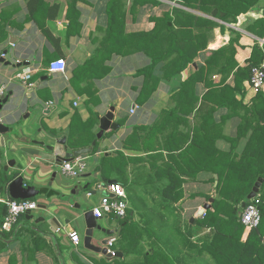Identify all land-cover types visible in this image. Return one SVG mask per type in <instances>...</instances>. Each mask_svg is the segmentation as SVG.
<instances>
[{"label":"crops","instance_id":"crops-1","mask_svg":"<svg viewBox=\"0 0 264 264\" xmlns=\"http://www.w3.org/2000/svg\"><path fill=\"white\" fill-rule=\"evenodd\" d=\"M159 1L142 6L133 0H0V86L6 87L5 95L9 92L15 95L14 103L7 104L10 111L2 117L10 129L0 133V221L5 216V201L13 198L9 191L11 181L6 180L15 173L24 177L25 185L41 191L32 200L55 210L62 221L56 233L44 222L37 224L35 221L47 213L38 208L32 213V220L26 214L19 218L15 234L7 236L0 230V240L7 241V246L0 249V264H99L109 259L86 249L83 236L85 213L99 204L113 182L126 189L129 201L133 195L139 202L138 207L129 202L128 213L131 210L132 220L140 228L147 210L159 208L162 202H172L165 203L167 209L162 210L169 218L165 226L168 244L155 239L154 243L169 245L175 251L179 249L180 220H188L190 224L191 218H198L197 213L208 202L207 196L216 195L218 174L211 171L209 151L237 156L245 151L253 130L241 128L244 119L259 118H250L251 115L246 118L240 104L231 112L223 90L226 85L236 87L235 71L251 63L257 45L264 52V35L254 25L264 18V0L241 14L236 23H226L176 1ZM175 6L212 18L220 25L211 32L207 46L198 51L181 73L164 77L166 61L162 59L172 54H159L162 61L148 86L146 72L152 58L143 49L144 40L139 38L136 43L128 37L152 30L155 26L152 18ZM198 29L205 27L192 28L194 33ZM232 37L239 39L235 43L238 66L227 77L216 71L220 67L217 66L212 75L201 76L193 88H186L180 95L185 81L206 67L213 52L229 44ZM59 58L66 60V70L51 73L50 63ZM30 71L33 85L40 81L32 98L28 97L30 87L19 76ZM244 84L245 95L238 92L236 99L251 106L254 90L248 87L247 80ZM212 91L215 93L206 102L205 94ZM229 100L233 102L232 98ZM205 102L209 108L214 106L212 114L198 113ZM40 104L52 108L50 113L36 109ZM112 107H115L114 122L120 128L109 129L98 139L100 119ZM62 138L67 139L70 151L90 147L96 141L92 151L84 154L88 167L76 178L62 174L60 160L47 148ZM183 151L188 155L180 159L178 154ZM202 153L201 160L198 156ZM12 161L14 166L5 170ZM103 169L108 180L102 175ZM179 180L184 196L177 201V194L162 191ZM85 186L86 190L71 194ZM123 221L110 216L98 222L108 230H115L118 251ZM70 231L80 234L79 244L71 241ZM104 237L95 231V242ZM147 239L151 237H144V245ZM3 246L0 244V248ZM131 257L129 260L134 259Z\"/></svg>","mask_w":264,"mask_h":264},{"label":"trees","instance_id":"trees-1","mask_svg":"<svg viewBox=\"0 0 264 264\" xmlns=\"http://www.w3.org/2000/svg\"><path fill=\"white\" fill-rule=\"evenodd\" d=\"M35 1V0H34ZM37 1V0H36ZM123 1V0H111ZM184 5L186 7L199 9L211 15L214 18L220 19L226 23H236L241 14L247 13L254 9L260 0H171ZM159 0H133L134 4L152 3L157 4ZM155 26L148 32H141L135 35H130L129 40L138 42L139 38L145 41L143 46L144 51L152 58V63L149 65L146 72L149 82L153 80V72L162 60H165L163 68V76L169 78L170 76L181 73L189 63L193 62L198 51L205 48L211 32L214 28L220 25L219 22L212 18L196 15L184 8L173 7L172 10L162 12L155 15L153 18ZM258 27L260 34L264 35V18L258 20L254 24ZM113 26V25H112ZM205 29H198L196 33L192 30L194 27H202ZM252 30L255 29L252 27ZM238 36L240 34H237ZM235 43H239L238 37H232L229 44L214 51L213 54L207 59V66L199 69L195 75L191 76L184 83L182 93L186 92V88L194 87L199 78L212 75L217 66H220L216 71H220L225 77L238 66L236 62ZM156 51V52H155ZM170 52V58L165 56L160 60L158 55L161 53ZM160 58H162L160 56ZM264 59L263 49L257 45L254 48L251 63L248 66L241 67L235 71L237 85L236 87L225 86L223 92H226L228 101H225L233 112L235 105L240 104L241 109L244 111L245 117L254 118L258 120L244 119L242 129L247 130L249 127L253 130L250 140L246 146L245 151L237 156L230 152H213L210 150L208 153L211 171L218 174L217 185H215L216 195L213 196L214 201L212 207L207 209L205 215L194 220L189 224V231L184 232L182 229L179 231L178 242L183 246L184 251L176 249L171 250L169 245L167 247L156 246L154 242L150 243L149 248H142V239L148 235L151 239L159 238L161 241L167 237L166 234H160L165 229L168 223L167 215L162 211L167 209L165 203L162 202L159 208L151 207L149 211L156 213V218L159 220L154 221L153 218L147 213L143 216V226L139 227V223L132 220L131 210L123 221V229L121 232L119 250L123 252L122 257H113L104 260L101 264H264V89L255 91L254 96L251 98V106H246L242 102L237 101L236 94L241 92L245 95V81L248 82V87H251V71L254 65L260 64ZM253 89V88H252ZM210 94H205L204 100L209 101ZM179 95V96H180ZM232 98L233 102L229 99ZM197 99V97H196ZM198 99L196 100L197 103ZM201 105L198 109L200 112H214V106L210 108ZM193 104V107L196 106ZM207 106V109L205 107ZM249 115V117L247 116ZM259 134L261 137H259ZM243 135H239L241 139ZM197 145V143L195 144ZM200 146V144H198ZM201 147V146H200ZM182 153V154H181ZM188 152H180L178 156L183 159L187 156ZM197 156V154H195ZM199 159L204 158V154L198 156ZM101 169L103 163L101 164ZM102 175L105 180L109 177L105 175L104 169ZM176 171V172H175ZM174 175H177V170H174ZM17 173L13 176L7 177V182H10ZM262 178L260 194V211L261 222L257 227L246 226L241 219L239 212L244 209L242 207L243 201L246 204L250 201L247 199L249 193L252 191L255 183ZM215 180V178H214ZM164 194H177V201L184 196L183 183H171L163 188ZM172 193V194H171ZM175 196V195H173ZM212 195L207 196V201H210ZM12 199V198H11ZM137 200L132 203L138 207ZM7 206L5 205V215L7 213ZM158 209V212L156 210ZM4 218L0 221V227ZM156 223L164 226L163 230L156 229ZM17 225V224H16ZM11 232L3 231L7 236L15 234V227ZM199 226L210 228L212 236L209 240L203 242L192 241L193 227ZM192 227V229H191ZM4 240V239H3ZM169 240V239H168ZM0 249L7 246V241L0 240ZM168 244V243H167ZM116 243L113 248L117 250ZM131 255H134L131 257ZM206 255V256H205ZM207 255L210 257L208 261ZM134 258L129 260V258Z\"/></svg>","mask_w":264,"mask_h":264},{"label":"built area","instance_id":"built-area-1","mask_svg":"<svg viewBox=\"0 0 264 264\" xmlns=\"http://www.w3.org/2000/svg\"><path fill=\"white\" fill-rule=\"evenodd\" d=\"M67 68V62L64 58H59L52 61L49 65L51 73L64 72ZM32 73L19 74L27 87H32ZM251 86L253 90L259 91L264 89V59L263 61L252 67L251 71ZM6 94V87L0 86V98ZM77 104V103H76ZM132 112L135 108L131 109ZM88 167V157L81 155L72 160L63 161L61 164L62 174L66 177L76 178ZM91 195V194H90ZM260 194L259 192L250 199L241 213L242 222L248 227H257L262 218L260 211ZM7 205V213L0 227L1 231L11 232L14 226L18 223L22 215L32 214L38 209V204L32 199H9L5 201ZM129 209V198L126 189L118 182L109 184L107 191L104 192L102 198L96 206L92 208L93 214L97 219H105L110 216H115L119 219L126 218ZM205 214V213H204ZM204 216V215H202ZM69 238L74 244L81 242V236L76 231L68 233ZM115 239L110 240L108 251L114 253L113 248Z\"/></svg>","mask_w":264,"mask_h":264},{"label":"water","instance_id":"water-1","mask_svg":"<svg viewBox=\"0 0 264 264\" xmlns=\"http://www.w3.org/2000/svg\"><path fill=\"white\" fill-rule=\"evenodd\" d=\"M8 53V50L5 51ZM40 85V81H36L35 84L29 88L28 90V97L32 98V93L35 91L36 87ZM14 95V92H9L7 95H4L0 98V133H6L10 129L6 126V124L3 122L2 117L6 115L10 111V106L7 105L8 103L13 104L14 99H12ZM15 96V95H14ZM5 105H7L5 107ZM36 109L40 110L44 114H49L52 108L46 109L42 104L38 105ZM115 119V107H112L102 118L100 119V132L97 135L98 139H102L104 136L105 131L112 129V130H118L120 128V124L117 122H114ZM66 138H62L58 140V142L55 145H48L47 148L50 151H54V153L57 155L58 159L60 160L59 165L63 161L72 160L75 157L90 153L92 151V147L95 146L96 141H93L92 146L76 149L73 151H70L68 149V146L66 144ZM15 161H12L8 164V166L5 167V170L8 169L9 166H14ZM262 178H259V180L255 183L252 191L249 193L247 199H250L254 197L260 190L261 187ZM218 181H216L217 185ZM100 186V183L97 184L96 189ZM88 188V186H85L84 188H79V191L74 192V190L71 192V194H79L80 191H84ZM9 191L11 196L14 199H32L35 196L39 195L41 193L40 190H38L34 186H27L24 183V177L17 173L16 176L11 180L9 184ZM99 192V190H98ZM92 193H96L95 191H92ZM214 201V198H210V201L206 203L197 213V216H201L204 214L207 209H210L212 207V203ZM246 206V201H243L242 207ZM38 208H43L46 210V214L42 216L41 218L37 219L35 222L38 224L40 222H44L49 225L51 231L57 232L61 226L62 221L60 220L58 213L55 210H49L46 206H42V204H38ZM65 213V212H64ZM242 210L239 212V215H241ZM27 217H29L30 220L33 219L32 214H27ZM195 217H192L190 222H194ZM85 221H86V230L83 236V244L84 247L92 252L101 253L105 255L108 258L113 257H122L124 254L121 251L116 250L114 253L108 251V244L110 240L115 239V230H108L104 227H102L101 224H99V219H97L92 210H89L85 213ZM95 231L101 232L105 235V237L100 240L99 242H95Z\"/></svg>","mask_w":264,"mask_h":264},{"label":"rangeland","instance_id":"rangeland-1","mask_svg":"<svg viewBox=\"0 0 264 264\" xmlns=\"http://www.w3.org/2000/svg\"><path fill=\"white\" fill-rule=\"evenodd\" d=\"M131 196V195H130ZM131 198L133 199V202L135 201V196H131ZM132 199H131V201H129V202H131L132 203ZM37 203V202H36ZM137 203V205H138V201L136 202ZM208 203V202H207ZM146 213H148L152 218H153V220L154 221H158L159 220V218H156V213L154 212V213H151V211H149V210H147V212ZM202 215H205V214H202ZM202 215L201 216H197L198 218H200V217H202ZM197 219V218H196ZM102 224H103V222H101ZM190 224H192V222L190 223ZM180 227L182 228V230L184 231V232H187V231H189V222H188V220H186V221H182V220H180ZM157 228H159V230L160 231H162L163 230V228H164V226H162L161 224H157L156 223V229ZM192 229V228H191ZM168 229H164L163 231H162V233L161 234H166L165 236H167V237H165L162 241L159 239V238H154L155 239V241H158V242H161V243H164V244H167V242L169 241L168 239H169V235H168V231H167ZM193 237H192V241H195V242H203V241H205V240H209L210 238H211V236H212V232H211V229L210 228H204V227H199V226H194L193 227ZM209 231V232H208ZM148 236V235H147ZM154 239H147V241H148V243L146 244V245H144V238L142 239V241H141V245H143L142 246V248H144V249H146V248H149V246H147V245H150V243H152V242H154ZM179 243V242H178ZM160 246V245H159ZM160 247H165V245L164 246H160ZM178 248L180 249V250H182V251H184V249H183V246H181V245H178ZM206 256V255H205ZM208 261L210 260V257L207 255V258H206ZM211 261V260H210ZM102 262H99V264H101Z\"/></svg>","mask_w":264,"mask_h":264}]
</instances>
